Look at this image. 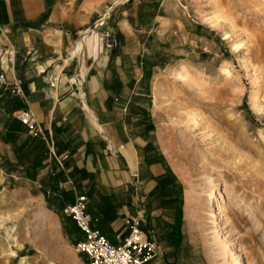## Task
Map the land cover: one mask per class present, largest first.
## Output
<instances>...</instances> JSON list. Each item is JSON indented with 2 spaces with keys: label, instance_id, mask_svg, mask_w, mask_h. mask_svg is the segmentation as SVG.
Returning <instances> with one entry per match:
<instances>
[{
  "label": "rangeland",
  "instance_id": "1",
  "mask_svg": "<svg viewBox=\"0 0 264 264\" xmlns=\"http://www.w3.org/2000/svg\"><path fill=\"white\" fill-rule=\"evenodd\" d=\"M122 18L140 43L146 149L171 177L127 198L130 214L146 210L164 264H264V0H126L99 26L115 51ZM38 194L0 171V264H88L74 221Z\"/></svg>",
  "mask_w": 264,
  "mask_h": 264
},
{
  "label": "crops",
  "instance_id": "2",
  "mask_svg": "<svg viewBox=\"0 0 264 264\" xmlns=\"http://www.w3.org/2000/svg\"><path fill=\"white\" fill-rule=\"evenodd\" d=\"M113 1L0 0V73L20 83L27 99L0 98V171L34 187L55 212L86 195L94 226L106 221L107 238L119 245L128 235L126 199L149 196L171 177L146 149L149 114L134 97L140 43L123 18L111 31L119 48L102 39L98 22ZM79 69L86 76L81 93L67 83ZM28 107L52 146L16 118Z\"/></svg>",
  "mask_w": 264,
  "mask_h": 264
},
{
  "label": "built area",
  "instance_id": "3",
  "mask_svg": "<svg viewBox=\"0 0 264 264\" xmlns=\"http://www.w3.org/2000/svg\"><path fill=\"white\" fill-rule=\"evenodd\" d=\"M125 1L115 0L109 4L106 12L98 22L99 26L104 25L103 21L110 18L116 8ZM105 38L107 47L117 46L114 36L110 37L109 34H106ZM76 50H78V47ZM76 52L78 54V51ZM67 83L68 86L81 93L86 83V76L79 69L68 78ZM51 87L56 88V83H51ZM5 94L27 102L21 84L9 82L7 76L0 73V98ZM15 116L25 126L29 135L41 137L49 145H53L31 108L19 110L15 112ZM135 177H138V175H135ZM88 203L89 199L86 195H76L74 203L63 210V214L74 221L80 233L84 236L82 240L76 243V251L87 256L88 264H156L160 252L159 245L143 228L146 210H138L135 215L125 217L124 225L128 230V235L119 245H114L94 226V218L88 212Z\"/></svg>",
  "mask_w": 264,
  "mask_h": 264
},
{
  "label": "bare ground",
  "instance_id": "4",
  "mask_svg": "<svg viewBox=\"0 0 264 264\" xmlns=\"http://www.w3.org/2000/svg\"><path fill=\"white\" fill-rule=\"evenodd\" d=\"M181 78L185 81V79H186V81L189 79L188 77H183V74H181ZM188 78V79H187ZM191 113H194V112H191ZM188 116H189V120H190V122H192V123H194V124H196L197 123V117H196V114L195 115H193V114H187ZM220 183V182H219ZM212 188H211V191H210V195H209V202H212V200L213 199H217V195H216V193H217V191H219V184H216V183H212ZM193 194V193H192ZM196 196V195H195ZM194 197V196H193ZM193 197H192V199H193ZM201 197V196H200ZM197 198V197H196ZM196 198L194 199V200H196ZM201 199V198H200ZM196 201H198V200H196ZM204 201V200H203ZM207 201V202H208ZM193 203V202H192ZM203 203V202H202ZM190 204V203H189ZM194 204V203H193ZM201 204V203H200ZM200 204H197V206L196 207H200L201 205ZM191 205V204H190ZM196 205V204H195ZM203 206H204V203H203ZM202 206V207H203ZM195 207V206H194ZM193 207V208H194ZM201 207V208H202ZM192 208V207H191ZM190 208V209H191ZM196 209V208H195ZM198 209V208H197ZM201 210V209H200ZM193 212V211H192ZM194 213H195V211H194ZM200 214V213H199ZM190 216V215H189ZM197 216V215H196ZM197 218V217H196ZM195 217H194V219H196ZM209 218H210V221H211V224H212V222L214 221V224L216 223V221H217V214H216V212L214 211V210H212L211 212H210V215H209ZM199 219V218H198ZM196 221V220H195ZM192 222H194V221H192ZM197 223V222H196ZM198 226V225H197ZM13 255H15V253H13Z\"/></svg>",
  "mask_w": 264,
  "mask_h": 264
},
{
  "label": "trees",
  "instance_id": "5",
  "mask_svg": "<svg viewBox=\"0 0 264 264\" xmlns=\"http://www.w3.org/2000/svg\"><path fill=\"white\" fill-rule=\"evenodd\" d=\"M104 222H106V221H104ZM104 222H102L101 220H98L97 219V226H96V228L103 234V235H105L106 236V232H104V230H103V225H104ZM107 223V222H106ZM76 225V224H75ZM77 227V226H76ZM77 239H76V243L77 242H79L80 240H82L81 239V236H80V231H79V229L77 228ZM107 237V236H106Z\"/></svg>",
  "mask_w": 264,
  "mask_h": 264
}]
</instances>
